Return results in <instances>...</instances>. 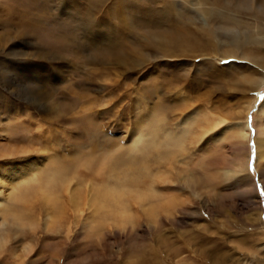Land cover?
<instances>
[{
	"label": "rangeland",
	"instance_id": "1",
	"mask_svg": "<svg viewBox=\"0 0 264 264\" xmlns=\"http://www.w3.org/2000/svg\"><path fill=\"white\" fill-rule=\"evenodd\" d=\"M195 1L174 2L167 19L161 0H49L40 26L59 35L0 23V182L2 166H36L14 183L24 199L0 187V264H264V44L230 45L264 26L222 0L240 22L225 28ZM18 2L0 0V18ZM179 28L213 57L164 56L161 35ZM242 153L247 167L226 175ZM109 190L120 192L101 199Z\"/></svg>",
	"mask_w": 264,
	"mask_h": 264
},
{
	"label": "bare ground",
	"instance_id": "2",
	"mask_svg": "<svg viewBox=\"0 0 264 264\" xmlns=\"http://www.w3.org/2000/svg\"><path fill=\"white\" fill-rule=\"evenodd\" d=\"M176 1L179 2V3L181 2V4L184 5L186 3H190V1H192V0H161V2L163 3V7L161 9V12H162V14H164V16L167 17V19H169L171 16H174V14L177 15V13H175L176 12V8H175V5H174V2H176ZM196 1L198 2L197 9L195 8L197 11H194V9H192V10L194 12H197V14H200L201 16H203V18L206 21H210L212 23H214V21H219L218 22V23H220L219 25H224L225 28L228 27V26H231V25L234 26V27H236L238 25L240 26L239 20L234 18L230 14V12L228 11V6L230 5V3H226V2H224L222 0H196ZM236 1H237V3H236ZM48 2H49V0H19L18 8H13V7L9 6V5H6L3 10L5 11L7 19H5L2 16L0 18V23L7 27V25L13 24L10 21V19H9V18L12 17V20L16 22L18 27H20V30H30V29L34 30V29H38L39 31H43L44 33L46 32L47 35H49V34L53 33L52 30L48 29L46 27L40 26V23H41L40 21H43V20H45L48 17L47 13L45 12L46 11V5H47ZM171 2H173V7H172V3ZM120 3H122V5H127L126 7H128V4H126V2L123 3L121 1ZM142 3L143 2H141V3L138 2V4H136V7H137L138 10L143 9L142 6L144 5V3L143 4ZM56 4L58 5V3H56ZM234 7L237 8V9H246V7H247L248 10H254L255 13L258 14V16H259V19L261 21V25L264 26V0H256V1L255 0H249V1L248 0H235ZM150 8H152V7L150 6ZM128 11H129V9H128ZM143 11H145V10L143 9ZM119 12H120V14H123L122 11H119ZM62 13H63V11H62ZM145 13H147V12H145ZM149 13H151V12H149ZM8 14H9V17H8ZM158 14L159 13H157V15ZM77 16L79 17L78 19H80V22H83V21H86L89 17L94 16V15L89 16V15H87L85 13L84 14H78L77 13ZM96 20H97V17L94 18V21H96ZM54 22L55 21H53V23ZM62 26H64V25L62 24ZM251 29L254 31V34H246V35L244 34L243 35L244 39L236 37V38L233 39V43L230 42V45L235 47V48H238V47L239 48H243V46H246L247 44H250V43H255V45L262 44V43L264 44V42H261V39H264V29L260 28V27L256 28L255 25ZM167 30H168V32H165L163 34V36L161 35V43H160L161 46H162L160 52L164 56H166V57H179V56L188 57V56L195 55L194 57H198V56H200V57L201 56H203V57H207V56L213 57V56H211L212 55V51L208 50L204 43H201L200 41H198L195 38L193 32H192V37L190 36V29L179 28V29H167ZM218 30H221V28H219ZM218 30L217 29H208V30H202V31H205L204 35L206 36L207 40L209 42H212L213 36L216 35V32ZM59 32H62V30L56 27L54 29V33L53 34L54 35L55 34L59 35ZM32 34L34 35V33H32ZM47 35L44 36V37L47 38ZM238 36H239V34H238ZM62 37H60V38H62ZM70 37L72 38V40L75 41L76 36H74L73 33L70 34ZM60 40H58V41H60ZM56 41H57L56 37L53 38L52 42L54 43ZM210 45H213V42L210 43ZM213 48H215V46H213L212 49ZM81 49H82V47H81ZM230 49H231V47H230ZM196 53H199V54L196 55ZM40 54H42V53H40ZM226 54L227 53H224L223 54L224 56H221V58L234 56V53H228L227 55ZM259 55H260V58H259L257 63L259 64L260 67L263 68V71H264V48L261 49V52H260ZM216 56H219V55H216ZM210 63H212V62H210ZM50 66H51V64H50ZM50 70L52 71V69H50ZM263 77H264V75H263ZM156 87L159 88L158 86H156ZM256 117H257V119H256V129H255V134H256V136H255V142H256L255 151H256V159H257V161L261 162V161L264 160V101L261 104V106L259 107ZM236 126H237V124H236ZM247 128H248V125L245 122V123L242 124L241 127H239L236 130L237 133H235V136L237 138H239V142H240V146L241 147L247 143V134H248L246 132ZM19 148H21V147H19ZM12 151L14 152V150H12ZM0 154L2 155V153H0ZM247 161H248V154H244V155H243V153L240 154L239 158L237 157V158L234 159L230 169L226 170L225 174L226 175H231L232 173L236 174V173L241 172L243 170V167H247ZM14 163L9 164L7 166L8 168L2 166V169L4 168V170H5V174H4V177H3L4 178L3 179L4 182H0V187L5 188L7 185H9L10 189H12L10 198L12 196H14L15 199H24V193H22L20 191V187L19 188H15V184H17L20 181H22L21 183L25 186L27 181H30L29 177H34L35 176V174H34L35 171H33V169L36 166L32 167L33 164L31 165V162H28V163H24L23 162V164H18V165H15ZM26 170H28V172H30V173L22 175L21 173L23 171H26ZM20 174L22 176H20ZM118 192H120V191L119 190H115V191L109 190L106 193H104L103 195H101V199H104V196L110 197V198H116V196H118ZM95 194H96V192H94L93 198H92V196L90 198V202L93 205H94V203L96 201ZM43 196H45V198L47 200H49V201L52 200V193H50L47 188L44 189V195ZM0 202L2 203V200ZM1 203H0V210H3V212H2L3 221L2 222L4 224H6L7 223V218H6V216H7V207L5 205H3L4 202L2 204ZM118 207H119L118 215L121 216V218H124L125 215L127 217L128 216V212H127V209L125 208V206L123 205V206H118ZM14 212H16V211H14ZM4 242H5V240L0 243V247H2ZM26 249H28V247H26Z\"/></svg>",
	"mask_w": 264,
	"mask_h": 264
}]
</instances>
